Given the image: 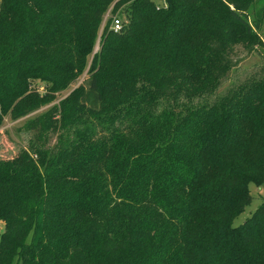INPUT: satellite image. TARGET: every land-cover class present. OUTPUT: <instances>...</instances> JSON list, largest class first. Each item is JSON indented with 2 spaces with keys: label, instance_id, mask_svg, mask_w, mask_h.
I'll return each instance as SVG.
<instances>
[{
  "label": "trees",
  "instance_id": "trees-1",
  "mask_svg": "<svg viewBox=\"0 0 264 264\" xmlns=\"http://www.w3.org/2000/svg\"><path fill=\"white\" fill-rule=\"evenodd\" d=\"M160 1L0 0V264H264V3Z\"/></svg>",
  "mask_w": 264,
  "mask_h": 264
},
{
  "label": "rangeland",
  "instance_id": "rangeland-1",
  "mask_svg": "<svg viewBox=\"0 0 264 264\" xmlns=\"http://www.w3.org/2000/svg\"><path fill=\"white\" fill-rule=\"evenodd\" d=\"M162 1L157 0V3ZM264 0H259V3L256 4L254 9L252 10V14H255V10L258 8L260 4H263ZM112 5L104 14L102 25L99 29L98 39L96 41L93 53L96 52L99 48V39L102 32V28L105 24V21L113 16H117L118 10L114 13L111 12ZM121 18V17H120ZM252 18V15H251ZM263 27L260 31L261 36L264 39V23L262 24ZM92 55L89 57V61L91 60ZM235 60V65L233 69L230 71L227 79L223 81L221 87L215 91V93L211 96H206L204 101L211 100L217 97V95L224 93L228 90L231 86L236 84L239 81L253 75L257 72L262 65H264V47H257L250 52H247L243 48H237L236 55L233 56ZM89 64V62H88ZM86 77V72H84L72 85L66 90L60 93L59 97L62 98L63 96L70 93L78 84L82 82V80ZM203 100L201 99V102ZM48 106L41 107L39 110L31 113L28 116L22 117L18 120H13L10 115H7L4 119L2 126L0 127V158L7 159L13 157L17 152H19L23 147H27L29 140L31 138V134L24 129L20 130L19 132L17 129L24 128L26 122L34 117L35 115L43 112ZM249 189L252 193L251 201L245 206L242 213H240L235 219L233 220V224L237 225L242 223L246 217H248L255 208L261 202V198L264 197V183L261 184L259 187H256L255 184L250 183ZM4 223L0 222V235L4 231Z\"/></svg>",
  "mask_w": 264,
  "mask_h": 264
},
{
  "label": "built area",
  "instance_id": "built-area-1",
  "mask_svg": "<svg viewBox=\"0 0 264 264\" xmlns=\"http://www.w3.org/2000/svg\"><path fill=\"white\" fill-rule=\"evenodd\" d=\"M110 25L114 31H119L122 28L121 19L118 18L117 16L111 17V24Z\"/></svg>",
  "mask_w": 264,
  "mask_h": 264
}]
</instances>
